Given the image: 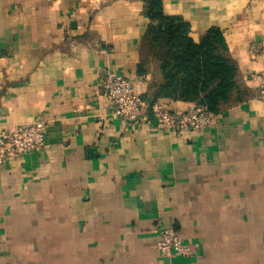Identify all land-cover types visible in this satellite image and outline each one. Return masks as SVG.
<instances>
[{
	"label": "crops",
	"instance_id": "1",
	"mask_svg": "<svg viewBox=\"0 0 264 264\" xmlns=\"http://www.w3.org/2000/svg\"><path fill=\"white\" fill-rule=\"evenodd\" d=\"M163 9L197 42L222 29L248 88L206 130L131 127L103 88L113 70L148 92L144 0H0V132L47 127L42 151L0 165V264H264V98L251 79L263 66L264 0ZM162 226L189 251L162 257Z\"/></svg>",
	"mask_w": 264,
	"mask_h": 264
},
{
	"label": "trees",
	"instance_id": "2",
	"mask_svg": "<svg viewBox=\"0 0 264 264\" xmlns=\"http://www.w3.org/2000/svg\"><path fill=\"white\" fill-rule=\"evenodd\" d=\"M144 12L149 22L140 43V68L152 67L144 95L150 105L170 99L195 103L218 114L248 97L222 29L209 28L197 42L191 35V23L167 15L163 0H144Z\"/></svg>",
	"mask_w": 264,
	"mask_h": 264
},
{
	"label": "built area",
	"instance_id": "3",
	"mask_svg": "<svg viewBox=\"0 0 264 264\" xmlns=\"http://www.w3.org/2000/svg\"><path fill=\"white\" fill-rule=\"evenodd\" d=\"M251 79L257 84L260 96L264 98V57L262 68L252 73ZM103 88L116 115L131 127L150 124L169 131H203L211 126L214 119V114L201 105L184 111L171 110L159 101L150 105L128 78L113 70L105 72ZM46 128L45 122L37 120L1 131L0 165L23 155L42 151L46 145ZM157 235V248L162 257H172L189 251L173 226H162Z\"/></svg>",
	"mask_w": 264,
	"mask_h": 264
}]
</instances>
